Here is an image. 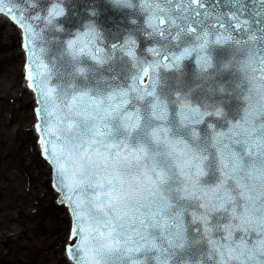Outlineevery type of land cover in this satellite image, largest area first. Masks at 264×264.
I'll return each instance as SVG.
<instances>
[{
    "label": "snow or ice",
    "instance_id": "obj_1",
    "mask_svg": "<svg viewBox=\"0 0 264 264\" xmlns=\"http://www.w3.org/2000/svg\"><path fill=\"white\" fill-rule=\"evenodd\" d=\"M107 3L111 41L96 0L75 31L74 0H0L69 264H264V0Z\"/></svg>",
    "mask_w": 264,
    "mask_h": 264
},
{
    "label": "bare ground",
    "instance_id": "obj_2",
    "mask_svg": "<svg viewBox=\"0 0 264 264\" xmlns=\"http://www.w3.org/2000/svg\"><path fill=\"white\" fill-rule=\"evenodd\" d=\"M4 26L6 28L0 34V50L14 40L18 44L22 40L19 28L9 19L0 18V27ZM17 57H21L19 64ZM0 59L11 60V64L5 65L0 77V193L5 196L7 204L16 208L18 216L15 219L0 204V244L14 245L12 256L17 264H38V261L39 264H57L62 257L69 264L64 252L71 223L67 208L57 205L55 212L58 217L50 224L47 219L30 223L32 215L29 214V209L32 200L41 198L43 203L55 201L58 194L49 188L51 168L41 159L39 144L29 149L17 139L28 129L35 133V97L23 77L25 52L20 47L10 49ZM24 91L28 94L25 95L24 102H20V94H24ZM9 99H15L16 104L10 105ZM29 102L34 104L30 113L22 109L23 103ZM30 120L27 128L25 125ZM44 231L45 235L39 236Z\"/></svg>",
    "mask_w": 264,
    "mask_h": 264
},
{
    "label": "rangeland",
    "instance_id": "obj_3",
    "mask_svg": "<svg viewBox=\"0 0 264 264\" xmlns=\"http://www.w3.org/2000/svg\"><path fill=\"white\" fill-rule=\"evenodd\" d=\"M4 28H6V27L5 26L0 27V34L3 33ZM18 47H21V44L20 43L18 44V42H16V40H14L13 42L7 44L6 46H4L0 50V56H3L6 53H8L10 51V49L16 50ZM20 59H21V57H17V64L20 63ZM8 60L9 59H7V61H3L0 59V77H1V74L4 70V68H5V65L8 63L11 64L10 63L11 60L10 61H8ZM26 94H28L27 91H24V94L23 93L20 94V96H21L20 102H24L23 99L25 98ZM8 102L10 105L16 104L15 99H9ZM32 108H33V103H31V102H29L27 104L23 103L22 109L27 110L29 113L31 112ZM15 122H16V120H15ZM30 123H31V120L25 126L28 128ZM23 133H25V134H23L21 137L17 138L18 141L22 142L23 144H26L27 147H29V149L30 148L32 149L33 146L37 144V139H36L35 135L29 129ZM49 188L51 189V186H49ZM0 202H1L0 204L3 205L4 209L9 210V212L15 217V219L18 218L16 208L12 204H7L5 202V196L1 195V193H0ZM57 205L58 204L54 200H51L50 202L43 203L41 198L39 200L33 199L32 200V206L29 209V214L32 215L30 218V223L35 224V223L40 222V221L43 222L44 220L47 219L48 224H50L51 221H53L54 219H56L58 217V214L55 212ZM45 232L46 231H44L43 234L40 233L39 236L45 235ZM63 233H64V231H63ZM12 251H14V245L12 243L11 244H7V243L6 244H0V260H6V261L10 262V264H17V262L14 260V258L12 256ZM38 264H39V261H38ZM57 264H66V259L64 257H62L61 259H59Z\"/></svg>",
    "mask_w": 264,
    "mask_h": 264
},
{
    "label": "water",
    "instance_id": "obj_4",
    "mask_svg": "<svg viewBox=\"0 0 264 264\" xmlns=\"http://www.w3.org/2000/svg\"><path fill=\"white\" fill-rule=\"evenodd\" d=\"M89 0H74V7L77 15H73L69 17L65 21V27L69 30L75 31L76 27L80 24L81 21L87 19L88 8L86 5ZM98 5L99 16L97 17V24L101 26L102 29L105 30V36L108 40L113 39V33L118 28H127L128 24L123 21L122 13L114 10L108 3L107 0H96ZM140 45L143 47H147L148 45L144 41L143 37L140 38ZM185 71L191 69L194 66V60L189 58L188 61L184 62ZM170 84H175V74L172 75V79L169 81ZM54 178H53V186H54ZM55 187V186H54ZM56 188V187H55ZM66 204V203H65ZM67 205V204H66ZM0 264H10L7 261L0 260Z\"/></svg>",
    "mask_w": 264,
    "mask_h": 264
}]
</instances>
